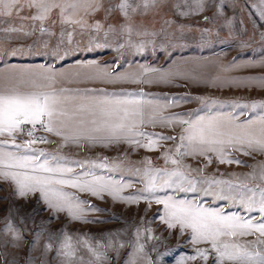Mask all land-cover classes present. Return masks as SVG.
I'll return each instance as SVG.
<instances>
[{
	"label": "rangeland",
	"instance_id": "obj_1",
	"mask_svg": "<svg viewBox=\"0 0 264 264\" xmlns=\"http://www.w3.org/2000/svg\"><path fill=\"white\" fill-rule=\"evenodd\" d=\"M46 2L55 7H50L43 21H33L32 16L37 14V9L26 6L19 8L11 17H0V65L6 61H18L34 67L38 61L50 63L54 57L62 64L74 58L92 61L107 69L114 67L118 74L141 72L145 67L179 71L182 75L171 82L123 83L124 87L119 91H143L146 95L142 98L159 105L158 114L163 116L176 113L184 119H196L198 116L224 114L226 109L238 122H246L264 115V109L253 111L242 107L253 102L264 104V61H260L261 57L259 61L248 60V55L260 51L264 29L261 15L255 14V19L246 7H260L261 0H157L147 11L141 7L131 15V19H126L115 9L119 0ZM204 14L208 19L200 21L199 17ZM66 20L80 21L86 27L82 29L78 23L64 22ZM97 24L100 25L99 31L92 27ZM129 25L131 34L124 30ZM42 27L47 31L41 32ZM90 37L96 38L91 48L88 44ZM96 44L107 46L96 47ZM219 62L232 67L231 84L233 86L234 82L235 88L230 92L226 88L229 78L223 76L226 73L224 67L220 76L213 78L214 66ZM211 81L221 82L226 87L218 93ZM109 90L112 91L111 88ZM174 98L183 100L178 106L166 107ZM142 130L177 139L159 141L158 146L151 150L131 148L127 143L112 144L108 151L118 156H109L107 161L102 159L101 153L95 157L105 162L104 168H93L98 171L97 175L131 185L122 188L119 192L122 197L138 195L153 177L156 184L163 182L165 177L162 174L155 171L145 173L144 169L174 168L170 160L165 163L166 151L173 158L180 159L173 155L179 144V127L146 124ZM44 135L50 140V133L44 132ZM23 141L18 135L16 142ZM33 147L53 151L50 144ZM208 155L212 156L213 162L207 164L204 175L264 188V179L261 178L264 152L255 151L249 155L233 152L232 155L243 164H221L214 154ZM182 163L199 168L207 161L203 156L196 159L185 156ZM65 191L86 202L80 205L84 211L77 213L83 216V220L72 219L66 208L60 211L45 205L38 192L20 197L13 182L0 178V264H125L126 260H134L135 264H215L216 254L209 243L193 244L190 230L181 234L179 226L168 228L161 221L164 206L157 204L155 197L171 195L177 199L198 200L205 207L223 208L227 213L242 212L238 204L230 205L226 200L215 199L202 192L164 189L154 195L145 193L146 198L128 203L113 199L106 192L98 197L74 188ZM257 214L253 212L250 215ZM9 220L19 231V239L5 230ZM66 236L71 237L75 250L71 258L57 255ZM239 239L243 243L255 240L256 236ZM49 245L50 248L46 247ZM86 245H90L95 253L102 254L100 258L97 259ZM197 249H205L208 259L196 256ZM249 251H259L264 256V245H249ZM192 256L196 258L189 259ZM258 259L253 256L249 264H257ZM225 264L231 262L225 261Z\"/></svg>",
	"mask_w": 264,
	"mask_h": 264
},
{
	"label": "snow or ice",
	"instance_id": "obj_2",
	"mask_svg": "<svg viewBox=\"0 0 264 264\" xmlns=\"http://www.w3.org/2000/svg\"><path fill=\"white\" fill-rule=\"evenodd\" d=\"M156 3L157 0H119L114 7L126 19H131V15L141 7L147 11ZM24 6L37 9V14L32 16L33 21H43L50 7H55V5L50 6L46 0H26L25 3L21 0H0V17H11ZM111 10L113 9H109ZM64 22L78 23L82 29L86 27L80 21ZM92 27L99 31L100 25ZM124 30L131 34L130 25ZM8 31H16V29H8ZM40 31L45 32L47 29L42 27ZM95 39L89 38V48L92 47ZM69 40L71 41V34ZM181 75L179 71L150 67L143 68L141 72L118 74L115 70L109 71L95 63L82 64L80 70L70 76L43 66L39 69L14 68L0 73V77L10 82V86L0 88V137H7L0 139V178L13 182L20 197L39 192L41 199L45 200L50 208L60 211L66 208L70 217L76 220H83V216L77 213L84 211L80 205L86 202L65 191V187L98 197L106 192L113 199L118 198L128 203L146 198L145 193L154 195L158 190L164 189H174L177 192H202L215 199L226 200L230 205L238 204L242 212L227 213L223 208L205 207L198 200L177 199L165 195L155 197V202L164 206L161 221L168 228L179 226L181 234L185 230H190L193 244L209 243L216 254L215 264H225V261L231 264H249L253 256L259 258L257 264H264V256L259 251L255 253L249 251V245H264V188L259 185L253 188L243 183L234 184L230 180H217L214 176L203 174L207 164L213 162L212 156L208 153L214 154L216 161L221 164H243V161L232 155L233 152H243L245 155L255 151L264 152V115L246 122H238L232 114L223 113L184 119L176 113L168 116L159 115V105L143 99L142 97L146 95L143 91L109 92L102 88L55 87L58 77L73 82L143 84L168 83ZM181 100L183 98H174L166 107L178 106ZM242 107L255 111L257 108L264 109V104L253 102ZM146 124H151L153 127L159 124L161 127L180 128L179 144L176 145L173 154L180 159L173 158L166 151L165 163L170 160L174 168L144 169L145 173L155 171L157 174H162L165 179L162 183L156 184L153 177L136 196H119L123 187L131 185L121 184L111 177L97 175L93 170L94 167L104 168L105 165L89 163L87 170L76 172L68 166L69 162L66 158L59 154V150L68 144L80 147L82 143L87 146L97 143H104L105 146L127 143L131 148L143 147L151 150L158 146L159 141L177 139L175 136L143 131L142 128ZM29 125L31 127H28ZM41 131L60 137L63 143L58 144L56 151L51 152L33 147L37 143H54L47 136L39 135ZM19 134H26L29 139L17 143ZM185 156H192L193 159L203 156L207 163L199 168H191L190 165L182 163V158ZM71 163L79 164L82 168L84 166L83 161ZM136 171L139 172L140 169ZM261 178L264 179V166H262ZM202 185L207 187H201ZM90 207L100 211L94 206ZM253 212L258 214L250 215ZM5 230L12 232L14 238H20L19 231L14 228L10 220ZM249 235L256 236V239L243 243L240 241L239 238ZM137 236L139 237V229ZM86 246L97 259L100 258L102 254L95 253L90 245ZM46 247L50 248V245ZM142 249L143 245L140 246V250ZM57 255L68 258L75 255L70 236H66ZM196 256L208 259L205 249H197ZM196 256L189 259H195ZM125 264H135V261L126 260Z\"/></svg>",
	"mask_w": 264,
	"mask_h": 264
},
{
	"label": "crops",
	"instance_id": "obj_3",
	"mask_svg": "<svg viewBox=\"0 0 264 264\" xmlns=\"http://www.w3.org/2000/svg\"><path fill=\"white\" fill-rule=\"evenodd\" d=\"M261 3L262 4L260 5V7L259 6L255 7L256 5L255 6L251 5V6H246V7H247L248 12L251 15H253V17L255 19H257L254 16L255 14L259 13L261 15V18H260L261 21L260 22L262 24V29H264V2H262V0H261ZM261 44H262V47H261L260 51H254L251 55H248V60L249 61H259V57H261L260 61H262V62L264 61V38H263V41H262ZM56 60L57 59L54 58V57H53V60H51L50 63H46L45 60H40L37 63H35L34 67H28L29 65H26V64H24L22 62H18V61H6L4 64L0 65V73L6 72L7 70L14 69V68L15 69L26 68V66L29 69H39V68H41L43 66V67H46V68H52L57 73H63L66 76H70L73 72H75L77 70H80V66L82 64L92 63V61L88 62V60H84V59H80V58L79 59L74 58L73 60H71L69 62L68 61H64L63 62L64 64H62V61H56ZM100 61H101V59H100ZM97 62H99V61H97ZM100 66L104 67L102 65H100ZM222 68H223V71L226 72L225 74H223V76L225 78H229V80H228V86L227 87L225 85L222 86L221 82H214V81L212 82L211 81L212 82V86L215 88L216 91L218 90V93H220V91H222V88H224V87H226L227 90L230 92L231 89L235 86L234 82H233V86L231 84V81L233 80V79H231L233 77V73L230 72V70L232 68L230 65L229 66H227V65L224 66V65H221V62H219L217 65H215L214 69L216 71L214 73L213 78H217L218 76H220ZM108 70L112 71V70H116V69H114V67H110ZM86 71H87V69H86ZM210 84L211 83H209V85ZM8 86H10V82L8 80L4 79L3 77H0V88H5V87H8ZM55 87H57V88H66V89L102 88V89H106L109 92H112V91H119L124 86H123V83L105 84V83H101L99 81H95V82H88V81L73 82L70 79H65L63 77H58V83L55 85ZM110 88L112 89V91L109 90ZM213 99L215 100L216 98L213 97ZM219 101H220V99H219ZM218 112H220L219 111V107H218ZM223 112H224L225 115L232 113L230 110H226V109H224ZM215 113L217 114V109L215 110ZM218 114H220V113H218ZM5 139H7V137ZM50 140L54 142V143L50 144L53 151H56V147H57L58 144L63 143L62 139L60 137H57L54 134H51ZM108 147L109 146H105L104 143H97V144L92 145V146H87V145H84L82 143V145L80 147H77L75 144H68V145H65L63 148H61L59 150V154L66 158V161L69 162L68 166L72 167L74 169V171L82 172V171L87 170L89 163H91L93 165H97V164H103L104 165L105 164V162H104L105 159L107 161V158L109 156H111V157L118 156V155H114L113 151L109 152L108 151ZM11 150H14V149H11ZM117 150H119V149L117 148ZM98 153H101V157H102V159L104 161L95 159V157L97 156L96 154H98ZM75 161H83L84 162L83 168L79 164L71 163V162H75ZM69 188L70 187H65L64 190L69 189ZM38 194L40 195L39 192H38ZM42 201H43V203L45 205H48L45 202V200L42 199Z\"/></svg>",
	"mask_w": 264,
	"mask_h": 264
},
{
	"label": "built area",
	"instance_id": "obj_4",
	"mask_svg": "<svg viewBox=\"0 0 264 264\" xmlns=\"http://www.w3.org/2000/svg\"><path fill=\"white\" fill-rule=\"evenodd\" d=\"M28 127H31L30 125ZM39 135H44V132H39ZM19 137H21L23 140L29 139V137L26 134H19ZM40 143H37L36 145H38Z\"/></svg>",
	"mask_w": 264,
	"mask_h": 264
},
{
	"label": "water",
	"instance_id": "obj_5",
	"mask_svg": "<svg viewBox=\"0 0 264 264\" xmlns=\"http://www.w3.org/2000/svg\"><path fill=\"white\" fill-rule=\"evenodd\" d=\"M207 19H208V17H207L206 14H204V15H202V16L199 17V20H200V21H205V20H207Z\"/></svg>",
	"mask_w": 264,
	"mask_h": 264
}]
</instances>
